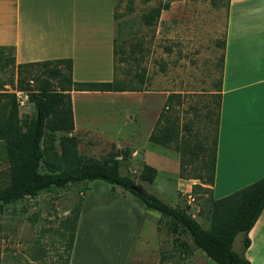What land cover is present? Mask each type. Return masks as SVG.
I'll return each mask as SVG.
<instances>
[{
    "label": "crops",
    "instance_id": "obj_1",
    "mask_svg": "<svg viewBox=\"0 0 264 264\" xmlns=\"http://www.w3.org/2000/svg\"><path fill=\"white\" fill-rule=\"evenodd\" d=\"M226 8L220 125L212 186L215 199L227 197L264 177V0H229ZM114 15L115 0H0V46L15 48L17 65L71 59L74 82H111L116 38ZM129 95L132 93L71 92L73 135L79 139V152L87 145L92 154L99 151L110 158L128 149L131 153L128 163L134 162L141 153L142 165L147 164L148 155L157 153L173 164L172 175H178L174 153L149 141L152 132L149 127L145 133L147 143L139 145L140 148L133 139L128 142L130 137L126 136L119 145L94 149L97 143L94 138L104 133L92 129L98 116L87 113V104L77 117V99L88 102ZM18 97L22 98L21 105L29 102L25 92H19ZM158 175L159 170L152 188L161 193L169 180L157 186ZM190 181L186 190L182 189L183 182ZM170 182L176 184L173 192L176 196H179L176 190H182L184 196L189 194L188 199L193 185L197 184L180 178ZM89 193L90 190L83 196L69 264H130L133 261L137 264H218L196 248L189 235L188 239L183 233L161 230L165 218L151 216V210L134 195L124 191L112 194L106 187L103 200L94 204L88 202ZM174 203L172 206H177L179 200L175 198ZM93 206L99 211L97 215L88 211ZM110 208L124 212L106 214ZM168 224L166 221L165 225ZM248 238L247 248L242 244L236 250L234 243V251L250 264H264V210Z\"/></svg>",
    "mask_w": 264,
    "mask_h": 264
},
{
    "label": "rangeland",
    "instance_id": "obj_2",
    "mask_svg": "<svg viewBox=\"0 0 264 264\" xmlns=\"http://www.w3.org/2000/svg\"><path fill=\"white\" fill-rule=\"evenodd\" d=\"M228 1L115 0L116 39L122 50L121 58L120 55L117 57L116 76L126 87H141L142 91L131 92L129 96L97 98L88 102L77 99V117L84 104L89 106L87 113L98 116L93 121L92 129L104 135L94 138L97 142L95 150L111 144L119 145L126 140V136L130 137L128 142L133 139L138 147L145 145L146 130L149 127L153 131L157 121L179 125L188 123L199 138L208 133L206 115L212 109L216 117L219 90L222 88L220 80L224 72ZM165 5H168V9H164L152 25L144 24V15L158 7L164 8ZM137 44H141L140 50L135 48ZM41 71L36 69L34 74L38 77L24 86L30 89L39 86L45 80L40 77ZM19 92L27 93L21 90L16 71L5 69L0 75V93L16 96L21 121L25 122L34 117L35 107L29 102L21 105ZM13 104L14 100L0 96V120L7 116ZM135 133L136 137H132ZM58 138L59 134L55 142L47 141L49 151L59 152ZM89 149L87 145L82 147L84 157L96 161L109 159L104 153L96 151L92 154ZM170 150L179 165L178 175H172L174 166L168 164L162 155L156 153L147 158V164L159 170L157 186L169 180L161 193L138 178L142 165L141 153L131 165L128 164V168L123 166L121 173L125 175L130 170L137 184L171 205L175 204L177 198L178 207L186 209L205 228H209L206 195L191 192L188 199L189 194L184 196L182 190H176L179 196L173 193L176 184L170 181L182 179L183 176L180 177V155L173 148ZM188 171L185 176L195 174L197 169L191 166ZM9 181V165L0 143V190L8 186ZM189 183L192 181L183 182L185 186L182 189L186 190ZM106 187L112 194L123 191L120 187L112 191L107 183L94 181L45 191L35 198L6 205L0 213V264H65L71 230L64 223L83 204V191L90 190L88 202L96 204L99 199L103 200ZM88 211L92 215L99 212L96 206L90 207ZM123 212L110 208L106 214L121 215ZM149 214L163 217L153 210ZM166 221V218L163 219L160 229L173 231L170 224L165 225ZM185 235L188 238V234ZM244 237V233L237 236L236 250L241 249ZM130 264L137 263L133 261Z\"/></svg>",
    "mask_w": 264,
    "mask_h": 264
},
{
    "label": "trees",
    "instance_id": "obj_3",
    "mask_svg": "<svg viewBox=\"0 0 264 264\" xmlns=\"http://www.w3.org/2000/svg\"><path fill=\"white\" fill-rule=\"evenodd\" d=\"M164 9H168V5L153 9L144 15V24L152 25ZM114 16L116 21V13ZM135 48L140 50L141 44H137ZM121 54L122 50L118 47L115 38L113 81L76 83L72 79L71 59L17 65L15 48L0 46V75L7 68H12L13 72L16 71L21 90L28 93L29 103L35 107L34 117L22 122L16 96L0 93V96L14 100L7 116L0 120V143L5 150L10 174L8 186L0 190V213L6 205L26 198H35L45 191L64 189L68 185L103 181L112 187V191L115 187H120L124 192L141 199L148 209L161 213L174 232L188 234L194 246L202 250L207 258L218 264H250L244 256L234 251L233 245L241 233L245 234L243 246L247 248L250 244L248 233L264 210V177L227 197L215 199L212 196L222 89L219 90L216 117L212 109L206 115L208 133L203 138H199L198 133L193 131L188 123L179 125L163 121L156 122L149 136L151 143L173 148L180 155L182 179L199 181L198 184L193 185L192 193L207 196L205 201L210 215L209 228H205L186 209L172 206L157 194L149 192L150 190H145L146 194L143 196L133 191L131 187L136 183V178L130 170L125 175L121 173L123 166L128 168L131 157L128 149L104 161L86 158L79 152V139L73 135L75 124L72 91H142L141 87H126L117 79L116 63L117 57L120 55L121 58ZM36 69L42 70L40 77L45 80L33 89L25 87V83L38 77L34 74ZM142 78L140 82L143 83ZM220 83L222 87V78ZM58 134L59 152L49 151L46 146L47 141L55 142ZM191 166H195L197 172L185 176L184 174L189 172L188 167ZM156 176L157 169L144 164L138 178L141 182L152 185ZM81 207L82 204L64 223V226L71 230L65 264H69Z\"/></svg>",
    "mask_w": 264,
    "mask_h": 264
},
{
    "label": "water",
    "instance_id": "obj_4",
    "mask_svg": "<svg viewBox=\"0 0 264 264\" xmlns=\"http://www.w3.org/2000/svg\"><path fill=\"white\" fill-rule=\"evenodd\" d=\"M131 189H132L133 191H135L136 193H138L139 195H141V196H143V195L146 194L145 189H144L143 187H141V186H140L139 184H137V183H135V184L131 187Z\"/></svg>",
    "mask_w": 264,
    "mask_h": 264
}]
</instances>
